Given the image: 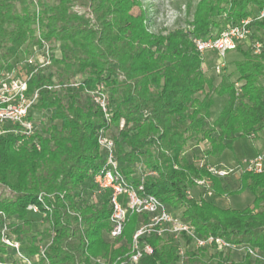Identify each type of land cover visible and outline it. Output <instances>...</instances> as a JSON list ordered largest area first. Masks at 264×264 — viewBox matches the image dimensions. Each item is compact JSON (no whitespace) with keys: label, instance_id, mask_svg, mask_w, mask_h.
Wrapping results in <instances>:
<instances>
[{"label":"trees","instance_id":"1","mask_svg":"<svg viewBox=\"0 0 264 264\" xmlns=\"http://www.w3.org/2000/svg\"><path fill=\"white\" fill-rule=\"evenodd\" d=\"M35 1L36 37L28 0H0L3 42L15 49L28 40L36 46L41 40L52 45L51 65L27 81L26 95L38 94L29 111V120L36 124L34 134H13L9 130L19 128L6 126L0 135V188L9 193L0 194V264H19L13 249L2 242L4 226L6 237L30 257L51 240L48 264H92L91 258L100 256L112 263L123 254L124 248L114 250L104 238L111 213L109 192L97 194L93 181L104 168L97 132L106 126L89 93L100 86L107 97L111 122L106 128L112 130L121 174L134 186L142 182L145 194L179 212L198 238L219 237L252 248L264 258V173H243L240 187L228 190L223 181L231 176L212 177L195 163L194 154L182 155L193 140L199 154V144L207 142L209 149L202 154L206 161L231 151L235 140H254L264 130V49L256 55L251 49L236 48L241 55L233 63L236 82L216 87L205 78L192 43L220 34L222 29L212 34L220 24L215 19L227 25L250 18V10L256 13L262 0H200L193 30L166 35L148 30L145 12L133 14L141 7L139 0ZM251 29L252 38L264 42V20L253 21ZM54 86L59 89H47ZM200 93L202 98L197 97ZM213 95L227 97L216 114ZM203 179L209 180L218 197L248 190L252 206L223 209L188 195L195 181ZM40 194L53 195L54 201L41 202ZM92 195L93 202L88 200ZM30 205L44 214L45 230H33ZM140 219L146 221L148 216L127 215L121 238L130 243ZM141 241L152 248V254L138 264H264L246 253L241 262H230L232 252L208 249L186 251L180 259L179 244L168 235L145 236ZM183 242L189 243L185 238Z\"/></svg>","mask_w":264,"mask_h":264},{"label":"built area","instance_id":"2","mask_svg":"<svg viewBox=\"0 0 264 264\" xmlns=\"http://www.w3.org/2000/svg\"><path fill=\"white\" fill-rule=\"evenodd\" d=\"M261 20H264V0H262L260 9L250 18L243 19L238 24H227L218 36L212 35L204 39H192V43L200 55L214 53L220 60L224 59L227 52L245 44L257 55L264 49V42L252 38L251 24L253 21ZM51 58L52 45L41 40L40 44L32 51V56L24 62V66L29 70L24 78L19 80L9 73L0 74V92L3 95L0 98V126L9 124L19 128L16 130L12 127L9 132L26 137L34 134L36 124L34 121L29 120V111L36 102L38 94L34 92L30 98H27V81L32 75L49 67ZM223 67L224 65L219 62L215 66L214 72L220 74ZM235 88L236 92L239 93V84L236 83ZM47 89L58 90L59 87H47ZM12 91L15 92L14 95L16 97L14 102H11L10 94ZM89 95L91 101L101 110L105 126L107 127L111 119L103 87L100 86L96 91L89 93ZM106 127L99 129L97 132V145L104 157V168L94 176L93 181L97 194L106 190L109 192L108 203L111 213L108 220L109 231L107 236L114 241L121 238L127 215L129 214L146 215L148 219L142 221L138 229L133 233L129 243V253L124 259L120 258L116 262L109 263L102 259L91 258L90 262L92 264H138L142 257L152 254V248L148 244L143 243L141 239L145 236L163 238L167 235L179 244L178 256L180 259H183L186 253V248L181 244L185 238L197 250L208 249L217 252H234L243 249L244 253L248 254L252 260L264 261L260 253L252 248L233 245L219 237L207 236L198 238L193 227L188 222L182 221L179 217L173 215L155 197L145 194L142 182L137 186L131 184L119 171V165L115 159V143L107 135L109 129ZM198 166L206 170L210 176L219 179L233 176L235 173H238L239 176L243 173L259 175L264 173V152L257 153L250 159H243L233 167L212 165L207 163L205 158L200 160ZM174 168L176 169L177 167ZM195 184L197 187L203 188L206 196L210 197L213 195L209 183L205 180H196ZM188 195H191L190 190ZM59 197L62 198L63 195L61 194ZM43 198L51 202L54 201L53 195L40 194L38 196V200L41 202ZM44 207L45 210L50 211L47 205ZM27 211L34 214L39 213L36 205L28 206ZM2 219L3 215L0 213V224ZM5 232L6 227L4 226L1 229L2 242L13 249L19 264H48L46 249L51 240L40 245L38 253L30 257L22 253L19 243L9 240L4 234Z\"/></svg>","mask_w":264,"mask_h":264},{"label":"rangeland","instance_id":"3","mask_svg":"<svg viewBox=\"0 0 264 264\" xmlns=\"http://www.w3.org/2000/svg\"><path fill=\"white\" fill-rule=\"evenodd\" d=\"M13 1V0H12ZM200 0H139L141 7L140 8H134L133 14L138 15L140 11H143L146 13L147 16V25L148 30L153 34H162L166 35L169 32H175L178 30L182 31H192L193 27L191 26V23L193 22V15L196 10V7L198 5ZM30 3V12L33 15V26L32 29L35 31L34 36L37 35V27H38V5L35 0H28ZM14 5L17 8V11L20 10L19 7V1L14 2ZM251 15L255 13L253 8L250 10ZM215 21L220 22L219 25L216 26V30L212 32V34H216L219 32L220 29H223L226 26V23L222 21V19H215ZM33 36V37H34ZM32 40V39H31ZM9 44H6L3 42V39L0 35V74L9 73L12 75L15 79H22L26 76L28 73L27 68L24 66L25 60H27L29 57L32 56V51L36 47V44L29 42V40L23 44L21 47L15 49L11 46H8ZM238 49L242 50H248V46L245 47L244 45H241ZM236 49V48H235ZM234 50L229 51L224 59L220 60V58L214 54V53H205L203 55H200L201 58V68L203 71V74L205 78L212 80L214 86L219 87L222 85H229L231 83L236 82L237 73L235 72V68L233 67V63L238 62L241 60V55ZM222 63L224 65L222 71L220 74H216L214 72V68L217 64ZM208 91V89H206ZM14 91L11 92V102H14V99L16 98L14 95ZM33 94L26 95L27 98H30ZM204 93H200L197 95V97L202 98ZM3 95L0 92V98ZM13 96V97H12ZM215 101V107L213 108V113H218L221 108H223L227 104V97L222 96L218 97L216 95L212 96ZM84 102L85 99H82ZM37 102V101H36ZM35 102V103H36ZM34 103V104H35ZM123 125V122L120 121L119 126L121 127ZM6 126H10L9 124H4L0 126V135L3 134V131L7 128ZM112 130L108 131L107 135L112 139L111 133ZM200 137H198V140ZM195 140L193 142H190L186 145V147L183 149V156L194 154V161L196 164L200 163V160L204 157L202 154L206 150L209 149L207 142H201L199 145L201 147V153L198 149L194 148L193 145H195ZM262 144V148L260 149V145ZM259 149L260 152H264V130H262L260 133H258V138L252 139V138H240L237 139L236 142L233 145V148L231 151H225L221 155H218L217 157H207L206 161L209 164L213 165H222L224 167H233L237 162L243 160V159H250L254 157L257 153L256 150ZM187 151V153H186ZM239 174L235 173L231 178L224 180L223 184L228 188V190H236L240 187L239 183ZM206 182L210 183L208 179H203ZM192 188L190 189L191 194ZM4 193L6 196L9 195L7 190H2L0 188V194ZM191 196V195H190ZM201 196L208 202H212L216 204V200L218 199V196H214V193L212 196H206L204 194V190L201 193ZM202 199V198H201ZM220 199H224L227 201L228 207L231 209H245L247 207L252 206V200L253 195L248 191L245 190L243 193L239 195H232V196H223L220 197ZM88 200H91L92 202L95 201V196H89ZM90 201V202H91ZM170 212L177 216L179 215V212H176L174 210L169 209ZM42 214H29V218L32 220V228L36 232H41L47 228V223L43 220ZM142 219L138 221L137 227L135 231L138 229L139 225L141 224ZM8 229V228H7ZM106 242L112 246V249H122L121 253H123L118 258H125L126 255L129 253V242L126 241L124 238H119L118 240L114 241L111 240L107 235L104 236ZM181 244L186 248V251H197V249L187 242H181ZM241 247V246H240ZM214 251V250H213ZM216 252V251H214ZM245 253L243 249L234 251L230 253L229 255V261L230 262H241L244 259ZM205 259L208 258V255L203 257ZM94 259H102L107 261L108 258L104 257H97ZM9 260L14 261L13 257H10Z\"/></svg>","mask_w":264,"mask_h":264},{"label":"crops","instance_id":"4","mask_svg":"<svg viewBox=\"0 0 264 264\" xmlns=\"http://www.w3.org/2000/svg\"><path fill=\"white\" fill-rule=\"evenodd\" d=\"M245 47H247V44L244 45ZM236 142V140L232 143V148L234 143ZM262 148V144L260 145V149ZM256 152H260L259 149L256 150ZM203 191V188L201 187H193L192 191H191V196L194 197L195 199H200L203 198V196H201V193ZM218 199L216 200V205L223 208V209H227L230 208L227 205V201H225L224 199H220V197H217Z\"/></svg>","mask_w":264,"mask_h":264}]
</instances>
